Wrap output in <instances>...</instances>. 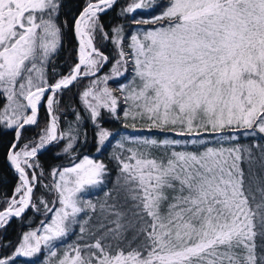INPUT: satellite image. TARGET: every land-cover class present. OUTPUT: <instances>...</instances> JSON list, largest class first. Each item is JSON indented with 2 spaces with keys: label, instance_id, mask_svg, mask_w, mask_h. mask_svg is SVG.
Masks as SVG:
<instances>
[{
  "label": "snow or ice",
  "instance_id": "1",
  "mask_svg": "<svg viewBox=\"0 0 264 264\" xmlns=\"http://www.w3.org/2000/svg\"><path fill=\"white\" fill-rule=\"evenodd\" d=\"M116 3L86 0L74 25L77 62L50 81L47 66L62 40L60 0H0V125L15 131L7 160L19 179L0 228L37 208L38 151L63 139V151L73 149L75 129L59 131L55 106L75 82L94 77L80 100L99 146L113 135L100 123L105 112L148 133L117 142L114 175L89 156L53 169L44 187L54 199L40 200L50 222L24 232L0 264L42 246L48 264H264V143L242 140L264 141V0H130L121 14L137 27L118 25L109 35L100 14ZM97 33L117 51L102 77L109 57ZM129 65L128 82L109 87ZM45 99L49 120L39 142L20 147L21 130L38 123ZM93 190L102 196L88 198Z\"/></svg>",
  "mask_w": 264,
  "mask_h": 264
},
{
  "label": "trees",
  "instance_id": "2",
  "mask_svg": "<svg viewBox=\"0 0 264 264\" xmlns=\"http://www.w3.org/2000/svg\"><path fill=\"white\" fill-rule=\"evenodd\" d=\"M130 0H118L117 3L105 13L100 14V23L103 25L104 31L112 35V28L118 25H123L125 32L135 29L137 26L132 24L131 15L124 16L121 14V9L126 6ZM86 4V0H60V9L58 12V24L62 29L61 46L56 54L53 55L50 61L47 76L51 80L59 79L60 76L68 74L71 67L77 62V48L78 44L74 37L73 27L74 22L79 16L80 12ZM157 12L159 9L156 10ZM137 18H141L137 14ZM145 18L147 16L145 15ZM96 46L109 57L108 63L97 73V76L102 77L105 74H110L112 64L117 59V51L115 45L109 40H104L99 33L96 34ZM131 78V66L129 65V72L124 77H120L108 82L111 88H117L120 84L127 83ZM94 77L82 78L75 82L68 89H65L58 95L59 104L55 106V115L59 118V131H67L71 125L75 131L73 135L77 139L73 142V149L65 153L63 149L67 144V139L59 140L48 144L45 149L38 153L34 158L39 164L40 175L38 184L34 188L33 203L38 204L39 197L45 198L51 202L54 199V193L49 192L46 188L42 189V185L50 184L52 176L50 173L53 169H62L64 167L72 166L73 162H79L84 156H89L93 159L103 160L113 170L114 175V161L111 160L113 151L116 150L117 142L122 140L124 136L148 135L147 132L135 131L131 127H125L123 119H115L110 117L106 112L102 115L100 120L101 125L113 133L112 137L105 142V145L99 146L97 144L96 127L92 123L89 113L85 110L81 100L80 93L89 85V82ZM4 103L0 98V106ZM79 113L80 119L77 121L76 114ZM49 120L48 112L45 109L43 102L39 107L38 123L30 125L21 130L20 147L29 142L39 140L42 135V130L46 127ZM249 139H254L256 142L264 143V141L256 138H243L247 143ZM15 141V131L0 125V210L6 206L8 198H10L19 183L18 176L9 167L7 163V152L9 146ZM100 151L97 152V147ZM44 187V186H43ZM102 196L98 190H93L91 198L96 200ZM50 220V214H46L41 210L40 206L36 209H28L20 218L12 219L3 230L0 231V254L5 252L11 253L14 246L22 237L24 232L37 230L41 228V221L46 223ZM78 231V229H77ZM75 236H69L67 240L56 248L58 252H62L67 244L72 243ZM6 246V247H5ZM48 250L42 246V252L36 254L33 258H16V264H48L49 260Z\"/></svg>",
  "mask_w": 264,
  "mask_h": 264
},
{
  "label": "rangeland",
  "instance_id": "3",
  "mask_svg": "<svg viewBox=\"0 0 264 264\" xmlns=\"http://www.w3.org/2000/svg\"><path fill=\"white\" fill-rule=\"evenodd\" d=\"M78 49H79V48H77V57H78ZM58 50H59V49H58ZM57 52H58V51H57ZM49 64H50V63H49ZM49 64H48V66H47V70H48ZM43 102L45 103V109H46V111H47L46 99L43 100V101H41V104H42ZM47 112H48V111H47ZM38 142H39V140L37 141V143H38ZM54 142H56V141H54ZM46 146H47V145H46ZM46 146H45V147H46ZM45 147L42 148V149H40V150L38 151V153H41V152L45 149ZM38 153H37V154H38ZM35 161H36V160H35ZM7 163H8L9 166H11L10 163H9L8 161H7ZM11 167H12V166H11ZM30 171H32V170H30ZM34 171L36 172V174H37V176H38V178H39V173H40V169H39V167L36 168V169H34ZM14 172H15V171H14ZM15 173H16V172H15ZM16 175L18 176L17 173H16ZM37 184H38V181H37L36 185H37ZM43 186H44V185H42V189L45 188V187H43ZM44 190H45V189H44ZM41 198H43V197H39L37 206H40V207H41V210H42L43 212L46 213L44 206L40 203ZM43 199L46 200L45 198H43ZM46 201H47V200H46ZM27 211H28V210H27ZM27 211H26V212H27ZM26 212H25V213H26ZM25 213H24V214H25ZM49 214H50V213H49ZM50 217H51V214H50ZM11 220H12V219H10L9 222H10ZM9 222H8V223H9ZM49 222H50V220H49ZM8 223H7V224H8ZM7 224H6V225H7ZM6 225H5V226H6ZM5 226H4L3 228H5ZM3 228H0V231L3 230ZM33 257H34V256H33ZM33 257H22V258L29 259V258H33Z\"/></svg>",
  "mask_w": 264,
  "mask_h": 264
},
{
  "label": "water",
  "instance_id": "4",
  "mask_svg": "<svg viewBox=\"0 0 264 264\" xmlns=\"http://www.w3.org/2000/svg\"><path fill=\"white\" fill-rule=\"evenodd\" d=\"M118 1V0H117ZM79 17V16H78ZM77 17V18H78ZM74 25H75V22H74ZM73 32H74V37H75V39H76V42H77V44H78V39L76 38V35H75V30H74V27H73ZM78 48H79V44H78ZM27 126H30V125H26L25 127H27ZM8 161V160H7ZM13 171H15L11 166H9ZM28 210V209H27ZM26 210V211H27ZM25 211V212H26ZM23 215V214H22ZM15 218H20V217H13V218H11V219H15Z\"/></svg>",
  "mask_w": 264,
  "mask_h": 264
}]
</instances>
